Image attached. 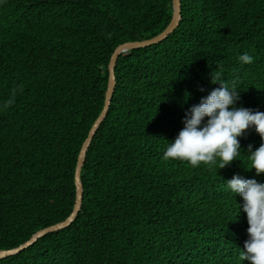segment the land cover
Returning <instances> with one entry per match:
<instances>
[{"label":"trees","instance_id":"trees-1","mask_svg":"<svg viewBox=\"0 0 264 264\" xmlns=\"http://www.w3.org/2000/svg\"><path fill=\"white\" fill-rule=\"evenodd\" d=\"M180 2L172 33L117 58L74 220L0 264H247L243 200L227 181L264 183L245 170L249 145L261 144L254 127L223 169L164 152L189 109L219 87L217 72L230 87L237 81L230 109L264 112V0ZM171 14V0H0V249L71 213L77 156L102 109L112 52L158 34ZM245 53L252 63L240 61Z\"/></svg>","mask_w":264,"mask_h":264},{"label":"clouds","instance_id":"clouds-1","mask_svg":"<svg viewBox=\"0 0 264 264\" xmlns=\"http://www.w3.org/2000/svg\"><path fill=\"white\" fill-rule=\"evenodd\" d=\"M239 59L244 64L253 62V57L247 53ZM211 82L219 84V87L189 109L183 121L184 127L167 146L164 159L186 161L193 168L200 164L211 166L219 161L218 168L223 169L241 154L238 137L254 127L261 144L255 151L249 145L250 167L245 170L255 169L256 175L264 174V112H253L247 108L230 109L239 99L237 81L233 80L230 87L229 82L223 81L221 73L217 72L212 75ZM12 102L9 100L8 104ZM227 184L233 193L242 198L248 223V239L239 259L247 261V264H264V183L234 175Z\"/></svg>","mask_w":264,"mask_h":264},{"label":"water","instance_id":"water-1","mask_svg":"<svg viewBox=\"0 0 264 264\" xmlns=\"http://www.w3.org/2000/svg\"><path fill=\"white\" fill-rule=\"evenodd\" d=\"M172 1V14L170 21L166 25V27L159 32L158 34H155L149 38L141 39V40H133V41H126L119 45H117L114 49V51L111 54L109 63H108V81H107V88L105 91L104 96V103L102 106V109L96 119L94 120L93 124L91 125L87 136L85 137L84 141L81 144L77 161L75 165V171H74V182H75V201L73 204V208L71 213L62 221H59L55 224L49 225L47 227H44L42 229H39L36 231L29 239L21 243L20 245L9 248V249H0V258H3L8 255H12L15 253H18L19 251L25 249L26 247L32 245L35 241H37L40 237L57 230H60L62 228L67 227L70 225V223L74 220L76 215L78 214V211L81 207L82 203V195H83V185L80 178L81 168L85 160V156L88 150V147L92 141V138L94 134L96 133L97 129L99 128L101 122L105 118L108 108L110 106L111 98L113 95L114 87L116 85V79H115V64L117 61L118 56L130 49L134 48H141L150 46L153 44H157L158 42L165 39L170 33H172L176 27L178 26L180 19H181V2L180 0H171Z\"/></svg>","mask_w":264,"mask_h":264}]
</instances>
